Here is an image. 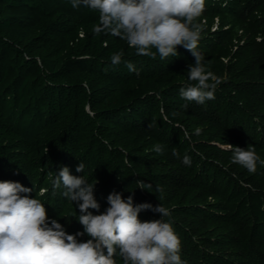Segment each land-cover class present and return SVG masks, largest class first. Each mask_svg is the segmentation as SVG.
Returning a JSON list of instances; mask_svg holds the SVG:
<instances>
[{
  "label": "trees",
  "instance_id": "1",
  "mask_svg": "<svg viewBox=\"0 0 264 264\" xmlns=\"http://www.w3.org/2000/svg\"><path fill=\"white\" fill-rule=\"evenodd\" d=\"M97 23V11L71 0H0V181L32 188L49 220L75 234L83 232L76 203L52 189L67 166L98 181L93 214L113 192L167 208L184 264H264V166L249 173L228 146L251 145L264 159V0H205L198 51L221 83L203 105L179 94L195 62L188 50L136 55L119 37L95 33ZM116 52L122 62L113 65ZM157 143L162 153L151 150Z\"/></svg>",
  "mask_w": 264,
  "mask_h": 264
},
{
  "label": "clouds",
  "instance_id": "2",
  "mask_svg": "<svg viewBox=\"0 0 264 264\" xmlns=\"http://www.w3.org/2000/svg\"><path fill=\"white\" fill-rule=\"evenodd\" d=\"M71 6L97 11L94 32L119 37L136 55L151 59L158 55L164 60L177 56V48L182 46L195 62L188 67V82L180 88V97L201 105L215 99L221 80L207 69L198 51L201 25L197 20L205 0H71ZM122 56V52L113 53L111 63H121ZM126 66L136 71L132 63ZM182 107L187 109L188 104ZM200 131L197 128L196 134ZM184 136L190 139L186 130ZM228 146L232 163L249 173L256 172L258 163L264 166V159L253 146ZM151 150L162 153L164 149L157 143ZM172 155L180 159L175 148ZM182 163L190 166L191 158L185 154ZM84 169L80 162L76 172L84 173ZM136 182L141 190L152 188L143 180ZM97 183H89L85 174L72 175L67 166L53 178V195L63 187L61 195L75 202L81 213L77 219L83 232L68 234L56 219L49 220L45 204L31 197L32 188L11 180L0 181V264H184L180 237L172 223L164 219L170 216L167 208L160 203L155 207L134 204L132 196L124 199L121 193L113 192L107 197L104 212L93 214L89 209L100 210L94 196ZM147 210L159 213L161 218L141 221L140 213ZM85 234L90 238L78 241L77 237Z\"/></svg>",
  "mask_w": 264,
  "mask_h": 264
},
{
  "label": "rangeland",
  "instance_id": "3",
  "mask_svg": "<svg viewBox=\"0 0 264 264\" xmlns=\"http://www.w3.org/2000/svg\"><path fill=\"white\" fill-rule=\"evenodd\" d=\"M14 12L21 15V16H23V15L30 16V14H31V12L29 10H25V9L14 10Z\"/></svg>",
  "mask_w": 264,
  "mask_h": 264
}]
</instances>
